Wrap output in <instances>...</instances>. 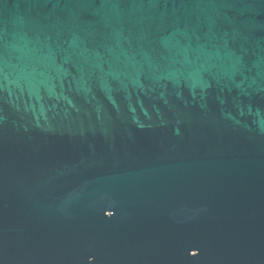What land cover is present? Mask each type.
Returning <instances> with one entry per match:
<instances>
[{
	"label": "water",
	"instance_id": "1",
	"mask_svg": "<svg viewBox=\"0 0 264 264\" xmlns=\"http://www.w3.org/2000/svg\"><path fill=\"white\" fill-rule=\"evenodd\" d=\"M0 264H264V0H0Z\"/></svg>",
	"mask_w": 264,
	"mask_h": 264
}]
</instances>
